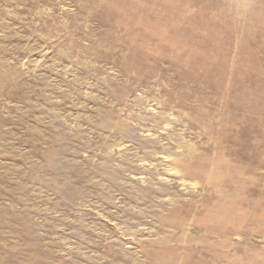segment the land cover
Returning <instances> with one entry per match:
<instances>
[{
    "label": "rangeland",
    "instance_id": "1",
    "mask_svg": "<svg viewBox=\"0 0 264 264\" xmlns=\"http://www.w3.org/2000/svg\"><path fill=\"white\" fill-rule=\"evenodd\" d=\"M0 264H264V0H0Z\"/></svg>",
    "mask_w": 264,
    "mask_h": 264
}]
</instances>
